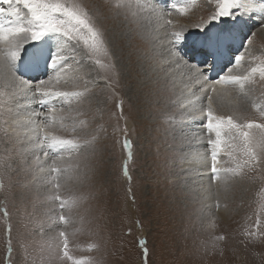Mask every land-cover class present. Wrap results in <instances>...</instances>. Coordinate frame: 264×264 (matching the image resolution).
I'll return each instance as SVG.
<instances>
[{"label": "rangeland", "instance_id": "obj_1", "mask_svg": "<svg viewBox=\"0 0 264 264\" xmlns=\"http://www.w3.org/2000/svg\"><path fill=\"white\" fill-rule=\"evenodd\" d=\"M69 2L82 3L93 12L99 7L105 18L98 23L106 29V37L111 39L114 34L118 36L114 50L118 58L120 76L115 84V91L118 93V99L124 101L123 118L117 121L114 115L118 113L115 106L117 98L105 100V96L110 93L100 91L104 81L99 80L93 88L91 103L86 102L82 107L84 115L75 117L73 113V117L86 120L89 131L102 126L106 132H98L97 148L100 151L91 158V170L79 180H61L59 195L63 199L82 197L78 206L71 210L68 207L61 210L59 202L49 198L55 195L49 182L50 177L47 180H33L32 173L25 171L33 159V154L25 150L28 147L26 130L22 126H15L16 131L12 132L11 142L5 143L9 138L4 136V129L9 128L19 115L22 116L24 104L23 100L14 95L17 93L23 99L20 92L16 89L9 90L16 85L0 80V159L7 158L10 165L0 168V176L5 185L0 191V264H4L8 255L4 208H7L12 225V257L15 264L46 262L51 255L48 246L59 243L60 231H64L68 236L70 253L76 258H92L93 264H145L143 247L148 249L146 264H264V239L250 242L244 235L246 230L256 231L258 216L261 221L260 230L264 231V180L253 179L264 177V162L251 171L246 169L243 178L231 179L234 183L228 186V200H213L210 205L215 216L208 217L205 214L208 210L205 195L198 196L199 191L196 188L190 191L185 188L189 186L190 181V174H186L189 170L186 162L191 154V146L195 144L196 129L193 128L196 123L184 127L186 137L176 131L180 127L179 124L166 122V114H176V120L181 119L177 106L172 103L180 99V93L175 90L176 86L173 87L172 79L167 80V86L163 84L161 87L157 84L158 80L151 84V80L146 81L144 78L151 73L155 79L162 75L153 70L154 54L151 50L159 49L156 37L148 30L150 35L146 42L143 41L146 47L140 53V47L134 50L129 46V37L118 35L125 26L110 18L104 0ZM131 3L133 11L139 12L137 5L143 4L144 0H131ZM212 10L207 0H196L187 16H175L182 19L178 20L181 24L192 25L202 18L206 19ZM251 23L254 27L248 31ZM154 24H157L155 19L147 25L151 28ZM236 27H240V30ZM156 28L160 32L161 43H164V30ZM221 29L230 37L225 42L236 44L238 47H233V51L228 43L226 44L225 48L230 52L231 59L227 64H221V71L217 73L212 72V67L208 71L210 79L219 78L235 65V54L243 50L241 37L247 31L249 36H252V33L255 35L252 36L251 45H248L246 38L247 48L243 52L245 59L238 69L248 73L251 68L264 62V37L260 36V32L264 30V11L245 13L239 19L225 20L216 24L211 31L215 34ZM229 30H232L230 35ZM199 31L190 28V34L195 36ZM65 48V54H70L72 42H68ZM31 51L34 49L31 48ZM99 58L107 63L105 57ZM75 60L79 61V64L70 62L71 67L60 73L59 84L53 80V89L82 90L86 82L103 75V70L94 65L82 50L77 51ZM208 63L215 66V61L211 59ZM141 67H144V72ZM24 69L23 67V71ZM48 76H55V73L48 69L39 79H47ZM255 80V85L250 86L253 91L248 100V108H242L241 114L247 119L264 122L259 110L251 106L253 100L256 103H264V80H260L259 73L255 74ZM153 86H156V89ZM97 93L99 95H96ZM59 106L57 103V107ZM8 109H11V112ZM39 109L47 110L41 105ZM217 113L225 116L231 114L228 107L218 105ZM124 127H127V136L132 148V159L127 161L131 181L123 175L127 150L122 149L123 137L118 129ZM93 134L97 133L93 131ZM204 144L208 147L206 142ZM80 159L83 160L84 156L81 155ZM221 159V167L234 166L227 157L221 156ZM83 167L82 164L81 168ZM61 212L70 217L67 225L59 221ZM206 213L209 214L208 211ZM221 236L224 239H217ZM141 241H145L143 246ZM21 243L23 248L20 247ZM91 245L98 247L89 250ZM52 264L58 262L53 261Z\"/></svg>", "mask_w": 264, "mask_h": 264}, {"label": "snow or ice", "instance_id": "obj_2", "mask_svg": "<svg viewBox=\"0 0 264 264\" xmlns=\"http://www.w3.org/2000/svg\"><path fill=\"white\" fill-rule=\"evenodd\" d=\"M207 2L213 9L207 18L189 25L181 24L173 16L174 14L187 16L196 0H165L167 11L157 6L160 0H144L143 4L137 5L139 12L133 11L131 0H104L110 18L125 26L118 35L129 37V46L133 32L143 35L140 31L142 19L148 22L155 19L157 27L164 30L166 39L162 50L156 51L152 57L153 70L162 74L160 79L171 78L173 87L177 74L184 84L180 91V99L172 101L177 106L181 119L177 121L176 114H166V122L172 125L179 124L180 127L176 131L184 137L187 135L184 133V127L190 123H198L199 130L205 133L210 170L209 184L204 191L210 193L217 185L227 191L231 179L243 178L246 169L251 171L264 162V122L247 119L241 114V109L246 107V102L253 91L250 86L256 83L255 74L259 73L260 80H264V62L243 75H233V69L229 68L228 72L220 75L218 79L209 78L206 73L212 68V64H209L208 60L215 61L220 47L228 39L224 29L212 33L211 29L216 26L215 22H224L226 18L239 19L255 5L256 0H207ZM0 5H4L0 6V45H3L0 48V80L10 79L18 86H22L18 87L17 91L25 94L31 92L33 98L39 97L37 103L47 109L33 111L14 119L9 128L4 129V136L9 138L5 143L11 142L12 132L16 131L17 125L28 132V147L25 150L33 154V159L25 171L32 173L33 180L37 178L47 180L50 177L49 182L55 195L49 198L58 201L61 210L65 207L71 210L78 206L82 197L63 199L59 195L61 180L74 178L79 180L91 170V158L100 151L97 148L98 132L101 130L106 132L102 126H97V129L93 130L97 134H93V131H89L88 122L75 119L73 113L75 117L84 115L83 105L86 102L91 103L94 96L93 88L99 80H103L104 86L100 91L110 93L105 96V100L117 98L115 106L118 113L114 115L117 121L123 118L124 101L118 99V93L115 91V84L118 83L120 76L118 58L114 50L116 35L111 39L106 37V29L98 23L105 18L99 7L93 12L86 5L69 0H0ZM145 12L148 15L142 16L141 13ZM190 28L200 30L197 41L192 43L191 57L195 59L196 55L202 56L200 64H191L185 58L188 53L184 51V47L187 46ZM254 35L255 33H252V36ZM252 36L247 37L248 45L252 44ZM70 41L71 53L65 54V45ZM26 45L34 51L24 71L39 70L43 62L44 69L50 68L55 76L38 79L35 83L23 79L19 65L28 53ZM78 50H82L94 65L99 66V69L103 70V75L86 82L82 90L53 89L51 87L53 80L59 84L60 73L71 67L70 62L75 61L79 64V61L75 60ZM101 56L106 58L107 63L99 58ZM234 59L236 66L241 65L245 53L235 55ZM217 105L228 107L231 114L227 116L218 114ZM251 106L258 109L260 116L264 117V103H256L253 100ZM8 111L11 112V109ZM118 130L123 137L122 149L127 150L123 175L131 181L127 163L132 159L131 141L127 136V127ZM81 155L84 156L83 160L80 159ZM221 156L227 157L234 166L221 167L219 159ZM9 166L7 158L0 159V168ZM253 179L264 180V177ZM4 188L3 178L0 176V191ZM3 215L6 221L8 250L4 264H15L12 257V225L7 208L3 209ZM59 221L67 225L70 217L61 212ZM260 224L258 216L256 231H245L244 235L250 242L264 239V231L260 230ZM58 236L59 243L48 246L51 255L46 262L42 261V264H52L53 261H57L58 264H93L92 258H76L70 253L68 236L64 231H60ZM217 239L222 240L224 237ZM140 243L143 246L145 241ZM20 247L23 248L24 245L21 243ZM96 247L98 245H91L89 250ZM143 256L146 264L148 256L146 247H143Z\"/></svg>", "mask_w": 264, "mask_h": 264}, {"label": "bare ground", "instance_id": "obj_3", "mask_svg": "<svg viewBox=\"0 0 264 264\" xmlns=\"http://www.w3.org/2000/svg\"><path fill=\"white\" fill-rule=\"evenodd\" d=\"M263 6H264V2L263 1H256V3H255V5L254 6H251L250 7V10L248 11V12H246V13H248V14H253V13H258V12H262L263 13V11H264V9H263ZM107 15V14H106ZM142 16H147V14H142ZM175 17H178V16H175V14H174V16H173V18L175 19ZM177 20H179V21H182V19L180 18V17H178V19ZM157 22V21H156ZM160 23H162V21H160ZM141 24H142V28L140 29V31H142V33H143V35H140V34H137L136 32H133L132 33V35H131V37H130V40H131V46L130 47H132L133 49L134 48H139L140 47V50H141V52L140 53H142L143 52V48L144 47H146V46H144V43H143V41L144 42H146L147 41V38L149 37V33H148V30H149V32L150 33H152V36L153 37H156V39H157V41H158V43H157V47L159 48L158 49V51H161L162 50V45L164 44V43H161V35H160V32L157 30V24H154L153 25V27L151 26V28L147 25L148 24V21L147 20H141ZM118 25V24H117ZM116 26V25H115ZM236 29L237 30H240V27H236ZM235 29V30H236ZM152 30V31H151ZM232 33V30H229V35ZM115 35V34H114ZM164 35H165V33H164ZM260 36L261 37H264V30H262V32H260ZM116 37H118V36H116ZM121 37V36H120ZM228 38L230 39V37L228 36ZM128 39V38H127ZM120 40V39H119ZM132 41H133V43H132ZM126 43V42H125ZM228 42H225L222 46H221V48H220V50H219V52H218V54H217V56H216V59H215V66H214V64H213V73H217L218 71H216V70H219V67H220V65L221 64H224V63H228L229 62V60L231 59V58H228V57H230V52H228L227 50H226V48H225V46H226V44H227ZM117 44V43H116ZM122 45V44H121ZM3 47V45H0V48H2ZM234 47H238V45H236V44H234ZM122 48V47H121ZM149 49H150V46H149ZM135 50V49H134ZM139 50V49H138ZM151 50V49H150ZM129 51V50H128ZM119 52H121V51H119ZM123 52V51H122ZM151 52L154 54L156 51H153V50H151ZM29 53V52H28ZM26 54L25 55V59H27V64L29 63V61L31 60V58H32V53H29V54ZM233 55H234V53H233ZM133 57V56H132ZM138 58V57H137ZM124 60V59H123ZM132 62V61H131ZM142 62V61H141ZM240 66V65H239ZM239 66H236V65H234L233 67H232V69H233V75H242L243 74V72H245V71H242V70H240V69H238V67ZM24 68H25V66H24ZM127 68V67H126ZM48 69H50V68H48ZM237 69V72H235V70ZM129 70V69H128ZM135 70V69H134ZM138 70V69H137ZM238 70H240L239 72H238ZM46 70L44 69L43 70V62H41V68L39 69V70H28L27 71V73L28 74H34V75H37V74H39V76H41L44 72H45ZM141 71L142 72H144V67H141ZM185 72L187 71L186 69L184 70ZM137 73V72H136ZM207 75H209V72L208 73H206ZM245 74H246V72H245ZM139 75V74H138ZM143 75V74H142ZM144 75H145V73H144ZM134 78H136V77H134ZM141 78V77H140ZM144 78L146 79V81L147 80H151V84H154L155 83V81L156 80H158L157 81V84L158 85H160L161 87L163 86V84H165V86H167V84H169L168 82H167V80L168 79H155V78H153V73H151V74H149L148 76H144ZM169 79H171V78H169ZM176 84H175V86H176V88H175V90L177 91V93H180V91H181V89L183 88V86H184V84H183V82H182V78L180 77V75L179 74H177L176 75ZM218 79V78H217ZM134 80V79H133ZM144 80V79H143ZM212 80V79H211ZM184 81H186V77H184ZM4 82V81H3ZM5 82H9V84L10 85H14L15 83H13L10 79L9 80H6ZM141 84V83H140ZM4 85V84H3ZM16 85V87H14V88H12V89H9V90H13V89H16L17 90V88L18 87H22V86H18L17 84H15ZM14 85V86H15ZM139 85V84H138ZM7 86V85H6ZM65 86V85H64ZM8 87V86H7ZM11 87V86H10ZM9 87V88H10ZM142 87V86H141ZM140 87V88H141ZM154 87V86H153ZM156 87V86H155ZM154 87V88H155ZM156 89V88H155ZM133 91V90H132ZM13 92V91H12ZM19 92V91H18ZM22 95H23V106H22V108H23V114H22V116H26V115H28V114H30L31 112H33V108H32V105H31V103H30V101H29V96H30V93L28 92L27 94H25V93H23V92H20ZM21 100V101H22ZM134 101H135V99H134ZM250 103V101H247L246 102V107L245 108H248L247 106V104H249ZM19 104H20V101H19ZM138 107V106H137ZM39 111H40V109H39ZM20 117H22L21 115H19ZM192 125H190V126H193L194 125V123H191ZM193 129H196V132H195V134L194 135H196V140H195V144L194 145H192L191 146V148L192 149H190V151H191V154H189V157H188V160H187V164L189 165V167H188V171H186V174L187 173H189L190 174V178H188L190 181L188 182V184H189V186L188 187H185L188 191H190L192 188H196L198 191H199V195L198 196H201V194H204L205 195V197H206V203H208V204H206V207L208 208V212H209V214L208 213H206L207 211H205V214L206 215H208V217L210 216V218H214V212H212V210H211V202L213 201V200H215V199H218V198H221L222 200H225V199H227V196H228V191L230 192V188L227 190V191H225L224 190V188L222 189V186H220V185H217L216 187H214L213 189H211V192L209 193V192H205L204 191V189L205 188H207V186H208V184H209V179H208V172H209V170H210V157H208V155H206V152L208 153V151H209V149H208V147H206L205 146V142H206V136H205V134H204V132L203 131H200L199 130V124L198 123H196L195 125H194V128ZM26 132V134H27V137H28V132L27 131H25ZM192 133V132H191ZM160 137V136H159ZM27 140H28V138H27ZM188 142V141H187ZM190 151H188L189 153H190ZM187 152V153H188ZM104 153V152H103ZM220 159V161H222V159H221V157L219 158ZM220 166H222L221 165V162H220ZM201 170V171H200ZM203 175V178H201V176ZM234 183V180H230L229 181V185L230 184H233ZM186 184V183H185ZM184 184V185H185ZM186 186V185H185ZM237 188H238V186H237ZM230 198V197H229ZM198 199V198H197ZM228 200V199H227ZM214 211H215V208L213 209ZM219 211H220V208H219ZM221 211H223V212H225V210H221ZM214 221V220H213Z\"/></svg>", "mask_w": 264, "mask_h": 264}]
</instances>
